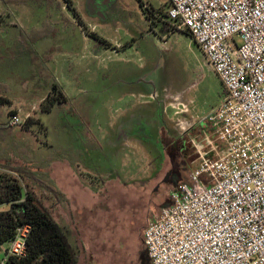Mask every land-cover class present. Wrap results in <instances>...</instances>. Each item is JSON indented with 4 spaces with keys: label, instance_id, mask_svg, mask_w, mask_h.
I'll use <instances>...</instances> for the list:
<instances>
[{
    "label": "rangeland",
    "instance_id": "rangeland-1",
    "mask_svg": "<svg viewBox=\"0 0 264 264\" xmlns=\"http://www.w3.org/2000/svg\"><path fill=\"white\" fill-rule=\"evenodd\" d=\"M71 1L75 14L56 3L45 2L39 8L32 4L0 5V19L13 27L20 26L19 38L35 45V71L44 73V83L49 82L50 89L61 86L70 96V103L56 108L52 115L41 116V106L36 110L33 129L49 148L36 151L38 158L33 153L32 156L36 163L41 155L58 150L72 161L94 162L105 170L101 175L105 189H99L100 178L96 177V204L84 215L88 227L85 240L91 252H101L104 258L109 254L113 263L124 257L132 263L139 262L137 242L152 218L151 205L138 200L140 190H131L125 181L152 180L148 191L153 195L164 189L168 193L188 182L198 165L193 142L205 145V138L212 134L210 126L201 120L218 106L225 89L200 47L183 30L159 35L149 15H158L159 11V17L167 15L168 0ZM237 40L241 43L240 38ZM42 84L37 90L32 81V99L38 96L35 90L41 94ZM11 86L16 84L12 82ZM176 99L188 107V114H176L182 109ZM4 110L0 107V124L5 119ZM32 110L33 113L35 109ZM154 120L162 121L169 132H161L166 160L155 181L153 159L135 142L137 135L157 141ZM108 123L116 124V129L110 131L112 142L115 135H125L121 147L127 145L126 154L116 143L99 139L103 130L109 131ZM118 124L120 129L125 124L127 130L117 131ZM4 134L0 132V147L7 149L18 135L9 129ZM86 134H94L98 140L86 139ZM26 139L23 141H31ZM94 144L101 145V150H94ZM14 145L19 147L21 142ZM31 150L29 145L23 157L31 155ZM37 164L33 170L38 175ZM169 172L170 177L163 183ZM37 190L41 195L39 185ZM47 206L52 208L55 219L54 202ZM99 226L112 233L103 240L105 244L101 243ZM126 226L125 234L130 237L124 239L120 237L124 231L118 229ZM81 259L79 250V264Z\"/></svg>",
    "mask_w": 264,
    "mask_h": 264
},
{
    "label": "built area",
    "instance_id": "built-area-1",
    "mask_svg": "<svg viewBox=\"0 0 264 264\" xmlns=\"http://www.w3.org/2000/svg\"><path fill=\"white\" fill-rule=\"evenodd\" d=\"M168 1L167 20L190 31L225 95L201 120L212 134L193 142L189 181L147 224L145 250L151 264H264V0ZM30 231L20 226L0 246V264L25 257Z\"/></svg>",
    "mask_w": 264,
    "mask_h": 264
},
{
    "label": "crops",
    "instance_id": "crops-1",
    "mask_svg": "<svg viewBox=\"0 0 264 264\" xmlns=\"http://www.w3.org/2000/svg\"><path fill=\"white\" fill-rule=\"evenodd\" d=\"M21 30V27H13L10 24H1L0 25V97L8 98L10 101L9 106H5L4 115L5 119L0 124V132L7 133L8 129L10 132H12L14 135H18V138L16 140L10 141L11 144H8V148L0 147V163H3L1 160L3 159H10L13 164L16 166H25L29 165V167L35 168L36 163L38 168V178L39 180L44 184L40 185V189L45 191L43 200L47 206V204H50V202H54L55 208V220L58 224H60L64 230L67 232V235L70 239V242L77 248L78 252L80 250L82 254V259L80 261V264H142V255L141 251H145V247L143 244V238L141 236V240L137 242L138 247V254H139V262L134 261L132 263L130 260H128L126 257L123 258L122 261L119 262H112L110 255H106L104 258L103 254L101 252L99 254H94L91 252V249H89V246L87 244V241L85 238L88 237V227L86 225V219L84 218V215L86 212L91 211L92 207L96 204V177L99 176V189H105L103 178H101V175H105L103 171L101 170V167H96L94 162L89 163L87 162H80V161H72L69 157L63 156L60 154V152L57 150V152L51 154V155H41L40 159L37 160L35 163V160L33 159V156H37L36 151H41V147L48 149L49 146L47 142H42L43 140L40 139V137L37 138L36 130L33 129V123L31 125H28L27 127L24 126L26 121L28 119H31L34 117L36 110L41 106V116L44 114H51L56 108H63V105H54L50 112L43 111L42 107L46 99L50 96L51 89L49 82L44 83V73H38L36 70V61H38V58L36 57L37 49L35 48L34 44H29L25 42L24 40L19 38L20 33H18ZM44 69V68H43ZM45 70V69H44ZM46 78V77H45ZM34 82V86H36L37 90L40 86V84L43 85L41 94L35 90L33 93L38 95L37 98L30 97L32 93V87L31 83ZM15 83L16 87H12L11 84ZM62 91L64 92V95L66 98H70V96L67 94L65 89L61 86H59ZM12 89V90H11ZM154 97L156 94H152ZM152 99V97H151ZM39 104V105H38ZM35 109V111L32 113V109ZM13 111L16 114L12 117L9 116V113ZM126 112V111H125ZM19 117L22 121V125L20 126H10L9 122L12 118ZM154 119V118H150ZM39 119H37L38 121ZM25 121V123H24ZM155 121V120H154ZM158 121L156 120L155 123ZM151 122L149 121V124ZM38 124V123H37ZM36 124V125H37ZM9 127H8V126ZM38 125H42L41 123ZM109 131L106 132L103 130V133L98 135L99 139L102 140V142H112L111 141V135L110 131L112 129H116V124L108 123ZM119 125V124H118ZM157 126V124H155ZM4 126V127H3ZM125 124H121V129L124 131L127 130L125 128ZM202 126V125H201ZM41 127V126H40ZM205 126H202L204 128ZM43 129V128H42ZM120 125L119 129L117 131L121 132ZM161 132L163 133H169L168 130L165 128V124H162L158 128V136L161 141ZM171 133V132H170ZM4 134V135H5ZM119 136V137H118ZM174 135H172L173 137ZM92 137L95 141L98 140L97 136L92 134H86V139ZM115 139L112 143H116L117 148L121 151L122 150L126 152V146L123 145L121 147V143L125 137V135H115ZM24 138H31L30 142H24ZM26 139V140H27ZM174 139V137H173ZM34 140V141H33ZM135 142H137V145H140L141 147L145 148L147 151L148 157H153L148 152V148L145 147L144 141L146 138H143L142 136H136ZM149 140V139H148ZM17 141L21 142V145L18 147H15L14 143ZM69 143L72 141V138L69 137ZM32 144V146H31ZM120 147H119V145ZM162 147L163 143L161 141ZM31 147V155L24 156V152L27 151V147ZM21 147V149H19ZM71 147V143H70ZM101 145H95L94 144V150L95 148L99 151L101 150ZM111 147V146H109ZM164 157L162 160V163L158 165L157 163L154 166L153 169V180L155 181L157 179V175L161 171L163 164L166 160V153L165 149L163 147ZM32 153L34 154L32 156ZM109 156H107L108 158ZM105 167V166H104ZM139 170V169H138ZM137 170V171H138ZM171 172L167 173L165 178L163 179V183H166L168 178L170 177ZM169 176L167 179L166 177ZM166 179V180H165ZM121 180V179H120ZM131 181L127 180L125 181L127 186H131V190L135 189V191L140 190L136 198L138 200H145L147 202H150L151 210L152 211V218H155L158 216L161 211L170 204L168 202V198L170 197V192L167 193V191L164 189L163 192H161L158 195H153L152 191L149 192L148 190L152 187L151 181H147L146 184L143 183V181L140 178H134L130 179ZM153 183V182H152ZM160 184V181L157 183ZM162 185V184H161ZM159 185L158 187H161ZM157 186V185H156ZM155 189V188H154ZM153 189V190H154ZM48 190H54V196L51 195L52 193L47 192ZM157 190V189H155ZM165 191V192H164ZM134 198V199H136ZM49 202V203H48ZM159 205V211H156V208ZM158 208V207H157ZM150 219L147 221L150 222ZM128 226L125 228L118 229L122 232L120 237H130L129 234H125V231H127ZM112 233H110V230L108 228H105L103 226H99V236L100 240L102 241V244H105L103 241L105 238H110L109 236ZM137 238V237H136ZM138 239V238H137ZM109 249V248H108Z\"/></svg>",
    "mask_w": 264,
    "mask_h": 264
},
{
    "label": "trees",
    "instance_id": "trees-1",
    "mask_svg": "<svg viewBox=\"0 0 264 264\" xmlns=\"http://www.w3.org/2000/svg\"><path fill=\"white\" fill-rule=\"evenodd\" d=\"M45 2L50 5L52 3L61 4L62 9L66 6L75 14L76 9L71 0H0V5L9 3L15 5L32 4L35 5V8H39ZM158 15L153 12L149 15V18L159 31V35L163 37L177 31L176 27L167 20L166 15L160 17ZM6 23V20L0 19V25ZM183 31L193 39L189 30ZM69 103L70 100L66 98L62 89L57 85H53L50 96L44 102L42 109L45 112H50L54 105ZM10 104L8 98L0 97V107L9 106ZM15 114L11 111L9 116L12 117ZM32 123H34V120L32 118L28 119L24 126L27 127ZM162 124V121L159 120L157 126H155L154 133L157 141L148 139L144 141V145L148 148L154 163L158 165L162 163L164 157L163 147L160 139H158V128ZM1 161L3 163H0V246L14 237L18 227L28 225L31 229L27 239L25 257H10L7 264H79L77 248L70 242L64 228L54 219L52 208L50 209L43 203L45 191L42 190L40 195L37 185L40 187L44 184L39 180L38 175L34 173L32 167H29V165L16 166L10 159ZM47 192L54 193L55 191L48 190ZM141 255L142 264H151L146 250L141 251Z\"/></svg>",
    "mask_w": 264,
    "mask_h": 264
},
{
    "label": "water",
    "instance_id": "water-1",
    "mask_svg": "<svg viewBox=\"0 0 264 264\" xmlns=\"http://www.w3.org/2000/svg\"><path fill=\"white\" fill-rule=\"evenodd\" d=\"M169 176H170V174H169ZM169 176H167L166 179H167ZM166 179H165V180H166ZM168 206H169V205H168ZM168 206H167V207H168Z\"/></svg>",
    "mask_w": 264,
    "mask_h": 264
},
{
    "label": "flooded vegetation",
    "instance_id": "flooded-vegetation-1",
    "mask_svg": "<svg viewBox=\"0 0 264 264\" xmlns=\"http://www.w3.org/2000/svg\"><path fill=\"white\" fill-rule=\"evenodd\" d=\"M168 202H170V199L168 198Z\"/></svg>",
    "mask_w": 264,
    "mask_h": 264
}]
</instances>
